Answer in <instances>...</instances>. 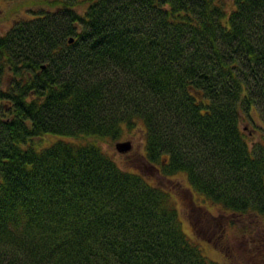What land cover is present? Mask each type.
I'll use <instances>...</instances> for the list:
<instances>
[{"label": "trees", "instance_id": "trees-1", "mask_svg": "<svg viewBox=\"0 0 264 264\" xmlns=\"http://www.w3.org/2000/svg\"><path fill=\"white\" fill-rule=\"evenodd\" d=\"M52 7L0 35V264H245L205 256L170 192L101 141L140 123L141 158L217 207L198 204L205 224L264 229V134L240 127L264 125V0Z\"/></svg>", "mask_w": 264, "mask_h": 264}, {"label": "rangeland", "instance_id": "rangeland-1", "mask_svg": "<svg viewBox=\"0 0 264 264\" xmlns=\"http://www.w3.org/2000/svg\"><path fill=\"white\" fill-rule=\"evenodd\" d=\"M53 1L54 0H0V35L9 30L15 19L27 18L31 14H38L42 11L52 9ZM240 127L249 135L251 141L261 140V136L264 134V125L254 111L252 112L251 119L248 117L241 118ZM142 128L143 125L139 123L130 136H124L114 141H101V146L113 155L121 168L139 171L150 183L161 186L170 192L173 197L172 200L175 202L179 212L183 231L190 239L197 241L200 250L209 259L222 263L224 262L225 256L233 255V253L240 258L239 253L241 252L244 253L245 264H264L262 260L259 259L262 252L258 251L257 248L259 247L260 249L264 246L263 225L257 227L258 230H249L250 224L254 223L255 219H251L248 216L234 218L230 215L227 216L226 221L229 222L233 220L236 222V225L223 229L222 232L220 231L221 226L219 227L218 224L219 222H224V219L219 218L215 221L208 222L210 224H205L203 222L204 215L201 214V211L206 209L203 208L200 211L197 207L198 204L205 205L206 203L195 200L188 188L189 184L186 180V176L184 174L170 175L169 177L162 176L157 168L141 158L144 152ZM49 139V137H46L43 141L48 142ZM126 140L131 142V149L126 153H119L116 151L115 143ZM206 206L211 208L209 211L212 214H219L216 212V206H211L209 203H207ZM199 220L202 222H199ZM246 226L248 231L242 236L241 230L238 229V227ZM197 233L208 237L210 241L208 239H200ZM258 239L259 241H257Z\"/></svg>", "mask_w": 264, "mask_h": 264}, {"label": "water", "instance_id": "water-1", "mask_svg": "<svg viewBox=\"0 0 264 264\" xmlns=\"http://www.w3.org/2000/svg\"><path fill=\"white\" fill-rule=\"evenodd\" d=\"M71 41V40H70ZM132 147V144L129 140L126 141H118L115 143V149L119 153H126L128 152Z\"/></svg>", "mask_w": 264, "mask_h": 264}]
</instances>
